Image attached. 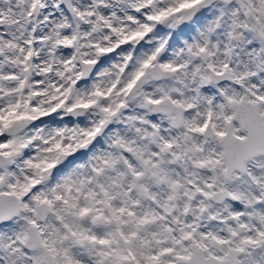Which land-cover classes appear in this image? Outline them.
Here are the masks:
<instances>
[{
  "label": "snow or ice",
  "instance_id": "snow-or-ice-1",
  "mask_svg": "<svg viewBox=\"0 0 264 264\" xmlns=\"http://www.w3.org/2000/svg\"><path fill=\"white\" fill-rule=\"evenodd\" d=\"M0 264H264V0H0Z\"/></svg>",
  "mask_w": 264,
  "mask_h": 264
}]
</instances>
